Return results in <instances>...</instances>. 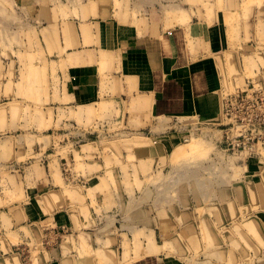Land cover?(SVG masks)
Masks as SVG:
<instances>
[{
	"label": "crops",
	"instance_id": "1",
	"mask_svg": "<svg viewBox=\"0 0 264 264\" xmlns=\"http://www.w3.org/2000/svg\"><path fill=\"white\" fill-rule=\"evenodd\" d=\"M15 1L25 10L33 34L21 49H26L38 70H47L49 82L44 79L38 92L44 126L48 121L50 127L49 112L57 107L86 113L95 106L94 123L79 126L88 149L92 148L86 163L93 168L62 174L65 185L56 183L44 169L43 175L32 173L30 181L13 186L8 201L0 203V255L12 264L189 263L186 258L195 255V247L188 239H203L201 224L208 220L207 213L200 215L195 205L181 212L167 210L162 218L146 203L121 202L123 196L117 193L126 189L111 183L100 147L104 137L113 140L119 133L131 140L129 153L123 151L137 164L163 167L189 130L214 136V130L224 124L221 104L228 78L224 60L231 45L225 10L207 13L205 8L190 6L181 10L187 17L178 20L158 12V0L153 3L155 10L147 0L133 4L127 0ZM251 11L253 16L257 8ZM236 13L244 43V13L239 7ZM247 29L251 41L257 33L255 22ZM53 61L57 76L52 74ZM56 79L58 89L51 86ZM9 90L0 87V175L6 167L14 174L20 154L36 148L35 143L30 147V141L20 144L14 135L30 120H19V93ZM23 106L34 110L32 104ZM219 131L224 135V128ZM222 138L217 141L224 143ZM263 158H248L240 172L236 169L241 167L234 168L243 200L258 178L264 180ZM5 198L2 194L1 200ZM182 214L190 218L179 223ZM136 234L141 242L137 251L129 252L126 240ZM177 235L187 246L185 252L181 247L172 252L162 249L165 239ZM147 239L156 243L151 248L160 249L148 253Z\"/></svg>",
	"mask_w": 264,
	"mask_h": 264
},
{
	"label": "rangeland",
	"instance_id": "2",
	"mask_svg": "<svg viewBox=\"0 0 264 264\" xmlns=\"http://www.w3.org/2000/svg\"><path fill=\"white\" fill-rule=\"evenodd\" d=\"M127 1L133 4L141 0ZM155 1L147 0L149 3L152 2L154 10ZM157 2L160 3L157 4L158 12L178 20L187 17L181 10L190 6L205 8L207 13H211L216 8L224 9L227 23L231 27V45L224 60L228 75L225 92L244 84L248 78H254L264 84V0H158ZM135 7L137 8V6L133 8ZM238 7L244 13L246 25L244 43L239 34L238 26L241 18L236 13ZM143 8L145 9L146 6L144 5ZM251 8H257L258 11L253 16H251ZM173 12H179L180 15L172 16ZM25 13L15 0H0V87L5 90L10 89L9 93L13 89L18 91L19 120H30L16 128L14 135L19 137L20 144L28 143V141H30V147L33 143L36 144L34 152L20 154L19 167L14 170V174L9 173L10 170L7 167L1 171V204L8 201L7 197H11L13 186L18 188L24 182L30 181L34 178L30 176L32 173L39 177L42 173L44 174V169L53 174L57 179L56 183L65 185L61 175H66L71 170L77 173L84 172L85 167L90 166L86 163L89 162L86 153L92 152V148L88 149L86 145L88 139H84L86 137H83L79 126L88 127L94 123L95 106H92V112L86 113L67 111L65 107H57L49 112L50 127L47 126L48 121L44 126V113L39 111L42 96L38 92L44 88V79L46 83L49 81H47V70L45 71L44 67L38 70L37 65L32 62L33 58L27 56L26 49H21L23 44L26 46V41L33 37L28 29L29 19ZM146 14H150L149 11H146ZM254 22L257 30L256 37L248 41L251 32L249 33L247 27ZM56 64L53 61V76L58 75ZM58 84L57 79L51 82V86L55 89H58ZM24 104H32L34 110L24 109ZM13 114L16 115V113ZM99 115L102 114L99 113ZM33 123L37 127L31 126ZM220 127L224 128L225 133L226 126L222 124ZM220 127L214 130L215 137L212 134L207 137L201 131L197 137L195 136L203 143L201 151H192L190 145L186 144L189 141L183 140L182 152L174 151L163 167L146 168L140 162L137 164L134 157L127 154L131 141L127 136L124 137L118 133L113 140H107L104 137L100 148L106 157L105 167L108 170V177L116 189L121 186L126 189L117 194L123 196L121 202L128 206L135 201L146 203L150 210L155 209L154 211H157L155 214L162 218L165 217L167 210L177 209L181 212L187 207L194 209L195 205L198 206L197 211L200 215L207 213L208 220L201 224L203 239H188L190 243L193 241L195 255H192L191 259L186 258L190 261L185 262L186 264H264V180L258 178L251 190V195L244 193L243 200V192L240 188H238L239 192L236 189V181L239 178L233 176V171L236 167H241L236 169L237 171L245 167L246 152L242 154L223 152L219 147L220 141H217L224 136L223 131H219ZM193 130L197 132L196 129ZM195 137L193 139H196ZM124 148L128 150L126 153L123 151ZM241 157L244 158L240 159ZM261 165L264 170V158L261 160ZM140 173L144 175L140 176ZM107 188H109L108 185ZM2 194L6 197L4 200H1ZM203 204L206 208L200 207ZM189 216L182 214L179 223L189 220ZM9 237L14 242L18 241L10 233ZM137 237L136 234L135 239L126 240V248L129 252L137 251L141 242ZM167 240H169V247L165 246L166 249H163L172 252L182 246L183 252L187 250L180 235L165 239L164 245ZM196 244H198L197 247ZM6 259V256L0 255V264Z\"/></svg>",
	"mask_w": 264,
	"mask_h": 264
},
{
	"label": "built area",
	"instance_id": "3",
	"mask_svg": "<svg viewBox=\"0 0 264 264\" xmlns=\"http://www.w3.org/2000/svg\"><path fill=\"white\" fill-rule=\"evenodd\" d=\"M222 111L224 116V143L219 142L225 152L259 157L264 150V84L248 78L244 84L228 90L223 95ZM189 130L183 135L189 141L199 135L198 129ZM241 157L240 159H243ZM245 158V159H246Z\"/></svg>",
	"mask_w": 264,
	"mask_h": 264
},
{
	"label": "bare ground",
	"instance_id": "4",
	"mask_svg": "<svg viewBox=\"0 0 264 264\" xmlns=\"http://www.w3.org/2000/svg\"><path fill=\"white\" fill-rule=\"evenodd\" d=\"M173 8V7H172ZM176 10H178V9H176ZM183 13V12H182ZM178 15H180V13L179 12H173V14H172V16H178ZM245 81V80H244ZM222 105V104H221ZM90 106V105H89ZM222 110V109H221ZM193 137H195L194 135H193ZM193 137L191 138V139H189V143H186V144H188V145H190V147H191V149H192V151H196V152H198V151H201V149H202V147H201V145L203 144L200 140H198L196 137V139H193ZM206 141V140H205ZM186 142V141H185ZM188 142V141H187ZM178 147H180V148H178ZM178 147H176L175 148V150L174 151H176V152H179V153H181L182 152V150H181V145H179ZM203 150V149H202ZM173 151V152H174ZM248 158H250V157H247V159ZM57 180V179H56ZM253 229V228H252ZM255 229V228H254ZM256 231V230H255ZM256 233H257V231H256ZM208 236L210 237L211 235L210 234H208ZM212 237V236H211ZM155 238V237H154ZM149 239V238H148ZM147 239V241H149V244H148V247H147V252L149 253V252H151V251H157V250H159L160 248L159 247H155V248H151V246H155L156 245V243H155V241L153 240V239H150V240H148ZM135 242V241H134ZM82 243H83V245L86 247V245H87V243H86V240L84 239V241H82ZM146 244V243H145ZM182 245V244H181ZM168 248L169 247V240H167V242H166V244L164 245L163 244V247H162V249L163 248H165L166 249V247ZM182 247V246H181ZM171 250V249H170ZM173 251V250H172ZM15 263V262H14ZM5 264H12V262H10V261H7V262H5ZM167 264V263H166ZM172 264V263H171Z\"/></svg>",
	"mask_w": 264,
	"mask_h": 264
}]
</instances>
